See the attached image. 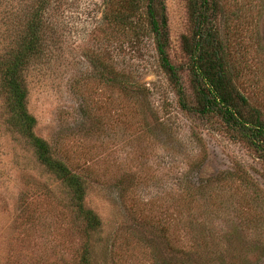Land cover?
Segmentation results:
<instances>
[{
  "label": "rangeland",
  "instance_id": "obj_1",
  "mask_svg": "<svg viewBox=\"0 0 264 264\" xmlns=\"http://www.w3.org/2000/svg\"><path fill=\"white\" fill-rule=\"evenodd\" d=\"M37 1L0 0V53ZM162 1L167 53L186 102L196 105L185 47L193 41L194 3ZM216 1L234 82L264 123V0ZM143 5L47 3L46 48L25 72L34 132L88 180L85 203L103 228L98 264H182V251L210 232L211 218L220 251L241 253L217 264H264V158L216 115L180 108ZM123 13L133 23L120 25ZM2 101L0 94V264H76L82 228L59 183L6 128Z\"/></svg>",
  "mask_w": 264,
  "mask_h": 264
},
{
  "label": "trees",
  "instance_id": "obj_2",
  "mask_svg": "<svg viewBox=\"0 0 264 264\" xmlns=\"http://www.w3.org/2000/svg\"><path fill=\"white\" fill-rule=\"evenodd\" d=\"M50 0H38L37 5L25 14L19 32L5 43L0 53V94L2 96V114L6 128L14 133L31 148L35 161L51 175L61 186L66 203L74 215V224L80 225L85 237L76 264H98L95 248L102 239V222L99 216L85 203L88 180L81 174L73 172L63 161L56 158L49 143L35 134V117L28 111V87L25 72L32 63L40 62L45 50L47 27L42 18V9ZM130 2V1H129ZM135 2L131 1L130 6ZM194 31L191 45L186 44L189 56V71L193 87L196 90V105L186 102L184 89L178 72L167 53V17L162 0H144L143 17L148 31L153 35L154 47L160 67L177 89L178 103L182 110L201 116L216 115L241 139L258 151L264 158V123L259 120V111L253 108L247 98L235 84L231 65H228L225 46L222 44L215 13L218 11L216 0H193ZM116 22V13H113ZM117 22L122 25L133 23L129 14H121ZM8 37V36H7ZM233 178V175H229ZM224 205L215 204L216 215L223 214ZM211 230L200 232L199 243L189 245L183 250L182 264H217L223 257L239 259L234 248L220 251ZM205 228V227H204ZM203 231V230H201ZM193 237V238H192ZM194 239L191 236L189 240ZM195 243V242H194ZM238 255L237 257L235 255ZM230 256V257H229Z\"/></svg>",
  "mask_w": 264,
  "mask_h": 264
}]
</instances>
